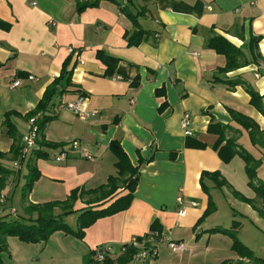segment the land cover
<instances>
[{
	"label": "crops",
	"instance_id": "0c3cea01",
	"mask_svg": "<svg viewBox=\"0 0 264 264\" xmlns=\"http://www.w3.org/2000/svg\"><path fill=\"white\" fill-rule=\"evenodd\" d=\"M80 1L84 0H0V20L11 25L0 27V152L6 154L0 161L4 166L14 169L17 159L11 151L18 141L22 144L29 130V113L36 110L66 64L71 71L66 90L59 85L39 112L51 117L36 147L47 151L48 157L31 158L41 177L23 203L26 160L8 179L5 206H19L22 215L30 217L25 204L63 201L76 188L94 190L106 184L110 175H117V158L110 144L118 140L132 164L139 167L140 178L128 209L102 217L85 229L80 240L86 254L101 245L118 249L134 237L153 233L157 222L162 229L154 242L158 255L148 263L133 259L127 264L250 263L233 249L230 237L207 232L226 225L217 216L221 204L216 193L232 199L231 189L215 187L208 180L207 193L200 180L204 171H219L236 190L256 197L248 184L244 159L236 156L225 163L214 148L218 135L209 133L208 126L211 121L230 124L233 130L228 137L240 142L239 137L245 138L249 131L232 119V109L254 119L264 131V115L252 104L245 86L232 88L216 80L241 78L264 101V0H117L140 13L141 29L152 32L138 44L129 42L137 26L116 2L101 0L98 6L78 12ZM216 35L241 48L248 59L252 58V36L260 37L257 51L262 60L220 73L228 59L209 47ZM99 52L118 59L113 74H106L108 65ZM31 75L37 79H30ZM17 80L19 85L13 86ZM81 95L88 108L99 110L97 115L82 119L69 109H58L61 101ZM186 114L191 117L190 135L182 127ZM10 123L16 138L8 133ZM188 136L206 147L188 146ZM42 139L57 147L42 145ZM76 140L79 146L74 148ZM256 146L264 155V148ZM61 152L68 156L58 161ZM125 193L119 188L111 197L92 203L88 202L99 195L87 194L75 202L74 209L107 207ZM209 196L217 209L201 221ZM180 207L186 209L185 216L178 215ZM168 238L184 242L187 250L174 251Z\"/></svg>",
	"mask_w": 264,
	"mask_h": 264
},
{
	"label": "trees",
	"instance_id": "16d2710c",
	"mask_svg": "<svg viewBox=\"0 0 264 264\" xmlns=\"http://www.w3.org/2000/svg\"><path fill=\"white\" fill-rule=\"evenodd\" d=\"M116 2L118 6H120V10L122 13L126 14L133 23L137 26V30H135L129 36V42L131 44H138L143 40L147 39V37L152 33L151 31L141 29L138 23L139 14L133 13L127 5H123L119 3L117 0H110ZM101 0H84L78 2V12L84 11L88 7H95L100 4ZM10 24L6 21L0 20V27L4 29H9ZM260 41V37L252 36L251 41L249 43L250 52L252 55L251 59H248L245 56V53L241 48H238L233 43H231L228 39L221 35H216L212 37L208 45L211 48L216 49L218 52H222L227 56V64L225 67L220 68L218 71L220 73H227L232 70H236L242 66L248 65L250 63H260L262 60V55L257 51L258 44ZM99 56L103 59V61L108 65V70L106 74H113V70L118 62V59L106 55L104 52H99ZM71 71L67 69V64L64 67L61 75L56 78L52 85L48 87L46 90L42 101L37 106L36 110L30 112L28 117H33L37 115L40 111L45 110L47 103L51 100L53 94L56 91V88L61 85L66 90L67 85L70 83V75ZM70 75V76H69ZM66 78L65 84L63 80ZM218 81L228 84L230 87H235L236 85H244L249 94L251 95V102L254 106L262 112L264 115V101L263 95H261L252 85L247 83L245 80L241 78L235 79H221L216 77ZM230 114L232 119L242 125L249 131L250 137L255 145H259L264 148V131L260 128V125L252 118L234 111L230 110ZM10 114H8L9 117ZM51 119L50 116L44 115V117L38 122L40 127V134H42L45 129L46 123ZM9 134L16 138L15 136V128L12 123H10ZM233 130V127L230 124H225L222 122H214L211 121L208 126V132L218 135V139L214 144V148L218 151L220 158L225 162H231L236 156H240L244 159L246 163V173L249 180V185L256 192L255 198H249L245 196L240 191L236 190L230 182L221 174L219 171L210 172L204 171L201 175V185L202 188L208 193L210 192V186L208 185V180L214 183L215 187L223 188L227 186L231 189L232 193L236 198H239L247 203H249L255 210H257L261 216L264 217V181H260L258 179L259 169L264 164V156L263 157H255L251 152H249L239 141L238 138L228 137V131ZM42 145H48L51 147H57V145L53 143H48L42 139ZM188 146H193L197 148H205L206 143L199 141L191 136H188L187 140ZM24 147L23 140L22 144L19 141L12 148L11 153L13 154V158L17 159L23 163H28V173L25 175V184L22 188V201L23 203L27 202L28 197L33 190V186L37 180L41 177V172L37 167L35 159L39 158H47L48 152L43 148H35L29 157L22 156V149ZM110 148L114 155L117 158L116 167H117V175H110L108 178V182L104 185H101L97 189L94 190H86L85 188H76L72 190L71 194L66 200L63 201H50L44 203H28L23 205L24 211L30 217H25L22 215L14 216L11 212H7L2 214L6 208L5 204L1 202V198L3 195V191L7 186V182L9 177L16 171L14 169H10L4 166L0 161V248L5 247L4 242L7 236H16L21 240L27 242H39L45 239H48L49 236L57 231L63 230L66 233L73 234L76 237L83 239L85 236V229L94 224L98 219L106 216H110L116 214L120 211L126 210L130 207L132 200L134 198V192L136 190L139 178L140 171L139 167H136L132 164L128 154L122 147L120 141L113 140L110 144ZM6 156L5 153L0 152V158H4ZM34 156L33 159H31ZM122 188L127 190V193L119 196L107 207L95 208V207H85L82 209H74L75 202L87 195V194H96L99 195L94 201H90L88 203L101 201L103 199L109 198L116 193V191ZM210 197L209 206L202 217L203 221L206 216L215 212L217 209V205L215 201H213L212 197ZM9 200V197H8ZM62 209V212L57 213L56 209ZM78 213V224L77 228L71 227L67 224L63 218L64 215H68L71 213ZM36 214V217H34ZM241 224L235 222L230 227L224 226H216L209 229L207 232L209 233H222L225 235H229L233 240V249L238 252V254L242 258H248L250 263L247 264H264V259L255 255L253 250L244 244L238 238V229ZM152 231L157 232L159 235L162 232L161 225L157 222H154L152 225ZM142 239L141 237H139ZM1 250V249H0ZM92 253L87 255L84 264H127L134 259L135 254L137 253L136 248H130L126 253L122 254L116 259L109 258L103 263H95L92 260ZM0 259L1 252H0ZM229 261L226 260L221 264H228Z\"/></svg>",
	"mask_w": 264,
	"mask_h": 264
},
{
	"label": "rangeland",
	"instance_id": "374dc122",
	"mask_svg": "<svg viewBox=\"0 0 264 264\" xmlns=\"http://www.w3.org/2000/svg\"><path fill=\"white\" fill-rule=\"evenodd\" d=\"M239 138L242 145H245L244 147L255 157L264 156L253 143L249 133L246 132L245 138L243 136ZM259 178L260 181H264V169L259 174ZM216 195L221 204L217 214L221 222L226 224L224 225L226 227L239 222L241 226L238 229V238L244 244L249 247L251 246V249L254 248L257 254L263 258L264 217L249 203L239 198L235 200L236 196L229 199L224 196L225 194H221V192L216 193ZM19 196L20 190L17 192V197ZM17 205H19V202H17ZM10 209L6 205L3 214L11 212ZM22 212L19 206L16 207L15 214H18L17 216L22 215ZM56 212L60 213L62 209H56ZM78 213L75 212L63 216L65 222L75 229L78 224ZM15 214L13 215L16 216ZM227 236L230 237L229 235ZM5 238V247L0 248L2 257L0 264H84L85 258L88 255L84 251L85 249L80 238L63 230H57L48 239L39 242H27L16 236H7Z\"/></svg>",
	"mask_w": 264,
	"mask_h": 264
},
{
	"label": "built area",
	"instance_id": "2783aa9c",
	"mask_svg": "<svg viewBox=\"0 0 264 264\" xmlns=\"http://www.w3.org/2000/svg\"><path fill=\"white\" fill-rule=\"evenodd\" d=\"M156 37L159 38L160 35L157 33ZM70 51L73 52L75 55H78L79 52L77 50H74L73 48H70ZM257 76H260V73L257 74ZM30 79H37L34 75L30 76ZM20 81L17 80L13 83V86L19 85ZM58 109H69L73 111L76 115H78L82 119H87L89 117L95 116L99 113L98 109H90L88 108L84 103V96L81 95L75 100L70 101H61L58 103ZM44 113H38L37 115L30 118V127L28 132L23 136V144L24 147L22 149V156L27 157L29 154L32 153L33 149L37 147L38 138L40 134V127L38 122L44 117ZM190 123H191V117L190 115L186 114L184 118L182 119V127L185 129L186 134L190 135L192 134V131L190 129ZM72 146L74 148H77L79 146V141H73ZM68 156L67 152H61L59 155L56 156V160L61 161L66 159ZM89 156V155H87ZM22 162L17 160L14 164V170L16 172H19L22 169ZM8 201V196L6 194L2 195L1 202L6 204ZM178 201L180 204H183V198L179 197ZM194 205H197L196 203H193ZM12 214H15L16 209L11 208L10 209ZM186 209L184 207H180L178 209V215L179 216H185L186 215ZM159 234L157 232L150 233L144 237H134L129 242L121 244L118 249H116L113 245H101L98 246L93 250L92 253V260L95 263H103L109 258H117L121 256L122 254L126 253L130 248H136L137 253L134 256V259L143 261L144 263H148L149 260L152 258H155L158 255V249L156 245L154 244L155 238ZM167 243L170 246L171 249L174 251L180 252L187 250V245L184 242H178L173 240L172 238L167 239Z\"/></svg>",
	"mask_w": 264,
	"mask_h": 264
}]
</instances>
